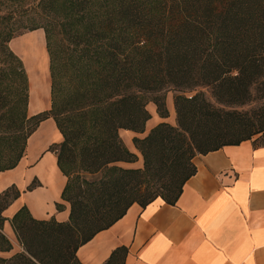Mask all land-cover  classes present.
Returning <instances> with one entry per match:
<instances>
[{
  "label": "trees",
  "instance_id": "1",
  "mask_svg": "<svg viewBox=\"0 0 264 264\" xmlns=\"http://www.w3.org/2000/svg\"><path fill=\"white\" fill-rule=\"evenodd\" d=\"M105 2H40L46 10H68L73 21L68 20L66 42H52L48 25L30 28L45 30L53 97L52 109L33 117L27 114L28 82L22 61L9 48L15 37L12 32L0 34L1 47L8 44L9 55L19 63L22 81L17 93L23 95L25 106L22 114L16 111L7 118L18 127L8 152L1 154L0 172L18 166L29 137L53 118L64 141L52 150L68 177L63 199L71 206L66 223L37 221L26 208L20 210L13 224L24 251L0 258V264H81L80 247L111 228L134 204L146 207L161 198L175 205L197 172V156L254 139L264 144V116L255 123L226 109L247 103L257 84L264 88V0ZM94 43L98 46L92 47ZM6 75L5 70L0 73V82ZM202 89H210L220 107ZM171 90L177 92V126L161 123L147 137L134 138L143 169L118 166L137 161L120 130L145 132L151 119L147 95L153 96L150 102L159 116L168 118L166 93ZM4 91L0 86V122L3 112L16 103L13 94ZM28 123L33 127L26 129ZM76 168L103 176L79 181L72 178ZM20 195L16 186L0 194L2 252L12 250L2 232L3 213ZM126 256V248L117 249L106 264H124Z\"/></svg>",
  "mask_w": 264,
  "mask_h": 264
},
{
  "label": "crops",
  "instance_id": "2",
  "mask_svg": "<svg viewBox=\"0 0 264 264\" xmlns=\"http://www.w3.org/2000/svg\"><path fill=\"white\" fill-rule=\"evenodd\" d=\"M46 46L43 29L24 33L9 43L27 76L28 117L52 109ZM166 105L168 118L159 116L154 103L148 105L151 119L144 133L120 130L130 152L138 155L134 138L147 137L159 124L177 126L174 99L167 98ZM63 141L56 121L49 118L29 137L18 166L0 172V194L12 186L21 193L3 213L2 232L12 250L0 251L1 259L24 251L13 224L23 208L37 221L69 222L71 206L63 199L68 177L52 150ZM194 163L197 172L175 205L161 198L146 207L134 204L111 228L80 247V263L106 264L117 249L126 248L124 264H264V144L254 139L225 146L197 156ZM142 164L119 163L128 170Z\"/></svg>",
  "mask_w": 264,
  "mask_h": 264
},
{
  "label": "rangeland",
  "instance_id": "3",
  "mask_svg": "<svg viewBox=\"0 0 264 264\" xmlns=\"http://www.w3.org/2000/svg\"><path fill=\"white\" fill-rule=\"evenodd\" d=\"M42 0H0V34L6 35L9 32L13 33V37H17L19 35H22L24 33L31 32L30 28H32L35 25H48L50 26L51 41H65V34L67 30V24L68 20L73 21V14L71 12L64 11L62 9L56 8V11L52 9H45V6H41L40 2ZM44 1V0H43ZM104 4L107 5V2L104 0ZM99 6V5H97ZM59 7V5L57 6ZM99 9V7H98ZM97 9V10H98ZM57 12V13H56ZM66 16L68 18H66ZM93 17V16H91ZM86 23V19L81 20V25ZM38 30V29H37ZM44 30V28H43ZM45 31V30H44ZM14 39V38H13ZM3 41V37L0 35V44ZM8 45V44H7ZM7 45H4L2 48L0 45V73L5 70V72L8 74L5 77H3V80L0 82V86L3 87L5 90L4 93L6 94L8 91L11 92L12 99L16 100V103L13 104V106H10V108L6 109L3 112L4 118L3 121L0 122V159L3 157L1 154H5L8 152V142L12 141V138L15 136V127L18 126H12L8 123L7 118L10 114H13L17 111L18 114H22L24 111V104L22 97L23 95L20 93H17V89L21 86V77H19L20 74V67L17 60H14L11 55H9V50L6 49ZM98 44L94 43L92 47H97ZM47 52L49 55V61H50V67H51V57L50 52L48 50ZM263 86L260 84H257L252 89V98L245 104H239L234 107H226V109L235 111L239 113L241 116L245 118L252 119L253 122L257 123L259 122V119L264 116V98H261V95L263 93ZM202 91L206 94L209 101L214 103L216 106L220 107V105L217 104L216 100L211 95L210 89H202ZM28 92V91H27ZM195 94V92H187V96H192ZM177 95V92L171 90L166 93V99L167 98H173ZM147 99L149 101L148 105L152 102H150L153 99L152 95H147ZM147 105V107H148ZM28 114V113H27ZM177 122V119H176ZM33 123L25 124V128H32ZM11 139V140H10ZM137 156V161L134 163H137L138 161H141V168H144V161L143 156L139 152ZM120 166L119 164H117ZM70 168L69 170H71ZM73 179H78L79 181L82 180H99L103 174L99 173L96 175H89L86 173H83L79 169H73ZM21 253V252H19ZM18 254V253H17Z\"/></svg>",
  "mask_w": 264,
  "mask_h": 264
}]
</instances>
